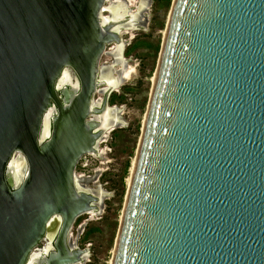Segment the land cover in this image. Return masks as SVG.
Returning <instances> with one entry per match:
<instances>
[{"label":"water","instance_id":"95a60500","mask_svg":"<svg viewBox=\"0 0 264 264\" xmlns=\"http://www.w3.org/2000/svg\"><path fill=\"white\" fill-rule=\"evenodd\" d=\"M108 1L0 0V264L89 255L68 240L101 196L76 170L127 128L109 98L132 77L128 20L106 21ZM171 14L113 264H264V0H175ZM114 43L121 72L101 79ZM68 70L80 83H62ZM46 238L55 251L36 262Z\"/></svg>","mask_w":264,"mask_h":264},{"label":"rangeland","instance_id":"374dc122","mask_svg":"<svg viewBox=\"0 0 264 264\" xmlns=\"http://www.w3.org/2000/svg\"><path fill=\"white\" fill-rule=\"evenodd\" d=\"M131 1L130 6L135 10L140 0ZM174 1L148 0L141 29L122 32L125 42L122 57L134 70L131 79L120 84L113 93L110 106L119 110L125 106L120 117L127 123V128L112 127L111 130H114L99 143V154L88 156L76 171L80 184L101 196L99 210L80 217L70 234V241L75 248L89 250L82 264H109L113 258L126 205L130 170L138 153L144 119L151 101V79L158 70L164 31ZM113 61V56L104 55L101 66H111ZM113 68L118 71L122 69L120 65ZM113 74L117 78L118 74ZM106 89V86L101 87L94 99L96 103L103 101ZM114 122L110 121L109 124L116 126L118 122Z\"/></svg>","mask_w":264,"mask_h":264},{"label":"flooded vegetation","instance_id":"af4514ba","mask_svg":"<svg viewBox=\"0 0 264 264\" xmlns=\"http://www.w3.org/2000/svg\"><path fill=\"white\" fill-rule=\"evenodd\" d=\"M109 0L108 3L106 4V8H108V10L106 9V11L104 12V14H106V16H104L105 18H109L110 20L114 17V16H119L120 18H124L126 17V19L128 20V23L125 24L121 31H120V36L122 38V32H126V31H130L132 29H141V23L143 21V13L146 10L147 6H148V0H140L138 1V7H136V9L134 10L133 8H131L130 6V1L129 0ZM135 3V2H134ZM131 12V13H130ZM108 16V17H107ZM122 41L124 42V40L122 39ZM120 45H117L116 43L108 45L107 47V51L110 49V55H112V52H114V48L118 47ZM121 47V46H120ZM125 52V42L124 45L122 47V56ZM125 67V66H124ZM113 69V71H115V69L113 68V66H105L103 65L101 67V74L100 77L102 79V76L104 74V71ZM68 72V73H67ZM66 72V75L62 77V83H64L65 81H68L69 83L76 85L77 82H79V79L77 77V75L75 74L74 71L72 70H68ZM121 72V70H120ZM103 73V74H102ZM64 86V84H63ZM67 87V85L65 86ZM63 87V89L65 88ZM68 89H71V87H67ZM107 88V87H106ZM62 89V90H63ZM66 89V88H65ZM101 87L99 88L100 91ZM62 90L58 93V97L59 99H64L63 94H62ZM98 91V92H99ZM115 93V92H114ZM96 95L92 98V99H96L95 98ZM102 99H105V95L102 97ZM109 106H110V102L111 99H113V94L110 96L109 98ZM100 102V101H99ZM101 103V102H100ZM110 108H112L110 106ZM113 109V108H112ZM114 113H115V117L118 119V116L116 114V111L114 109ZM115 123V122H114ZM111 124V123H110ZM88 156H93V155H88ZM86 156L83 160H81L80 164L78 165V167L82 164H84L85 160L87 159ZM88 163V162H87ZM86 163V164H87ZM77 167V170H78ZM76 170V171H77ZM77 174V173H76ZM78 177V176H77ZM82 178V177H81ZM79 179V177H78ZM79 184H80V180H79ZM80 187L86 191H89L90 193H95L98 194L97 192L91 191L89 189H87L86 187H84V185L80 184ZM78 221V220H77ZM77 223V222H76ZM74 228V227H73ZM72 232V231H71ZM71 234V233H70ZM56 239L54 241H51L50 239L46 238L44 239L39 246L36 248V250L33 253V260H35L37 262V260H41L42 258L46 257L47 254L52 253L55 251V247H54V243H55ZM68 245L70 248L72 249H80V248H75L70 239L68 240ZM81 250H85V249H81Z\"/></svg>","mask_w":264,"mask_h":264},{"label":"bare ground","instance_id":"6f19581e","mask_svg":"<svg viewBox=\"0 0 264 264\" xmlns=\"http://www.w3.org/2000/svg\"><path fill=\"white\" fill-rule=\"evenodd\" d=\"M118 1V0H117ZM116 1V2H117ZM120 1V0H119ZM130 2H132L131 0H130ZM107 10H108V8H106ZM131 13V12H130ZM172 15V14H171ZM171 15H170V17H169V21H168V25H169V22H170V18H171ZM108 17V16H107ZM108 19L109 18H105V20L106 21H108ZM167 30H168V26H167V28H166V30L164 31V41H165V38H166V34H167ZM116 48L117 47H115L114 48V51L116 50ZM123 58V57H122ZM122 67V66H121ZM131 70V73H133V68L132 69H130ZM116 71H118V70H116ZM68 73V72H67ZM114 75V74H113ZM117 75V74H116ZM156 75H157V72H156V74L152 77V79H151V82L153 83V88H154V84H155V79H156ZM118 77V76H117ZM116 78V77H115ZM107 90V89H106ZM106 90H104V93H105V91ZM153 90V89H152ZM94 103H95V105H100V102H98V103H96V101H94ZM147 114H146V116H145V119H144V126L146 125V121H147ZM110 131H112L111 129H110ZM105 137H107V135L105 136ZM141 139H142V137H141ZM140 143H141V140H140ZM137 157H138V154L136 155V158L133 160V163H132V166H131V170H130V173H131V175H130V177H129V179H128V196H127V198H126V200L128 201V197H129V190H130V188H131V185H132V181H133V176H134V172H135V167H136V162H137ZM23 160L20 158H16L15 160H14V163L12 164V173H13V175L16 177V173L17 172H19L20 170H25V163L24 162H22ZM127 203V202H126ZM92 214H94V213H92ZM123 215H124V211H123V214H122V218H123ZM117 247V246H116ZM116 247H115V249L113 250V258H112V260L110 261V263L109 264H113V260H114V256H115V252H116Z\"/></svg>","mask_w":264,"mask_h":264}]
</instances>
